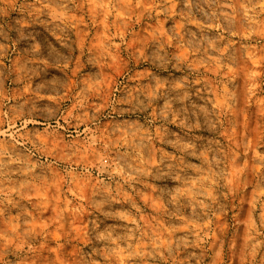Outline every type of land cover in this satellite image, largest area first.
<instances>
[{"label": "rangeland", "instance_id": "rangeland-1", "mask_svg": "<svg viewBox=\"0 0 264 264\" xmlns=\"http://www.w3.org/2000/svg\"><path fill=\"white\" fill-rule=\"evenodd\" d=\"M0 264H264V0H0Z\"/></svg>", "mask_w": 264, "mask_h": 264}]
</instances>
